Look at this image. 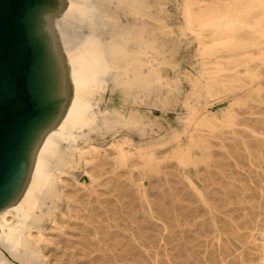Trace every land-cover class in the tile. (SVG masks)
Returning a JSON list of instances; mask_svg holds the SVG:
<instances>
[{
    "label": "rangeland",
    "instance_id": "obj_1",
    "mask_svg": "<svg viewBox=\"0 0 264 264\" xmlns=\"http://www.w3.org/2000/svg\"><path fill=\"white\" fill-rule=\"evenodd\" d=\"M150 1L152 14L163 16V34L137 36L143 25L154 28L156 23L126 4L118 15L126 30L122 37L130 42L129 52L135 58L151 56L146 50L153 51L149 47L153 39L159 52L153 51L157 58L153 66L172 84L152 91V97L141 91L138 98L142 108L149 99L155 102L151 116L139 125V132L154 131L155 137L136 134L135 138L137 150L156 157L159 173H147L140 159L128 167L113 161L98 171L97 192L81 199L88 207L78 224L59 213L58 225L65 232L57 224L47 223L45 231L56 242L46 251L49 264H150L155 258L163 264H179L188 254L192 258L189 264H239L237 253L253 256L256 252L239 246L228 219H235L244 237L255 226L248 217L253 212L251 204L260 201L264 188V93L249 94L246 89L214 97V110L230 112L237 124L216 136L207 134L211 161L182 166L171 157L176 146L171 140L176 134L189 139L180 117L186 113V102L196 99L194 79L202 67L199 40L185 28L184 0ZM67 3L0 0V207L22 196L23 188L17 187L15 178L23 176L28 181L32 173L34 158L24 150L29 134L36 127L50 126L53 120V126L57 125L74 94L71 79L62 85L55 79H42L41 40L36 33L40 5L56 6L61 12ZM60 49L61 66L67 67ZM56 62L51 58L46 70ZM143 70L149 71L147 66ZM260 84L264 87V79L255 87ZM238 101L247 106H239ZM86 180L89 183L88 177ZM11 186L15 195L10 194ZM198 191L208 196L210 209L203 205ZM239 198L244 199L243 204L237 202ZM218 237L234 250L224 262V246L218 244Z\"/></svg>",
    "mask_w": 264,
    "mask_h": 264
},
{
    "label": "bare ground",
    "instance_id": "obj_2",
    "mask_svg": "<svg viewBox=\"0 0 264 264\" xmlns=\"http://www.w3.org/2000/svg\"><path fill=\"white\" fill-rule=\"evenodd\" d=\"M67 1L61 12L56 6L40 5L36 33L41 40L42 79H55L61 85L71 79L74 94L57 125L53 126V120L48 127H36L24 143L34 165L28 181L23 176L15 178L17 187L23 188L22 196L0 207V264H49L46 251L56 242L45 231L47 223L51 221L65 232L58 225L59 213L78 224L88 207L81 199L97 192L98 171L110 162L128 167L140 159L147 173H159L156 157L137 150L135 138L136 134L155 137L154 131L139 132L142 119L151 116L155 102L149 99L142 108L138 98L141 91L152 97V91L172 84L153 66L157 59L153 51L159 53L153 39L149 43L153 51L146 50L151 56L135 58L129 52L130 42L122 37L126 30L118 14L126 4L143 18H153L156 26L143 25L137 36L165 33L163 16L152 14L150 0ZM182 7L185 28L199 40L202 67L194 79L196 99L186 102V113L180 117L189 139L176 134L171 140L176 144L171 157L182 166H198L213 159L207 134L216 136L237 124L230 112L214 110L213 98L246 89L249 94L264 93L263 84L255 87L264 79V0H184ZM60 47L67 67L61 66ZM51 58L57 62L46 70ZM155 95L160 99L158 93ZM237 103L247 106L244 101ZM243 144L248 150L245 140ZM189 182L194 185L191 179ZM10 194L15 195L14 186ZM198 194L210 209L208 196ZM260 197L251 204L248 221H254L255 226L250 236H242L235 219H228L239 246L256 249L253 256L237 253L239 264H264V188ZM237 202L243 204L244 199ZM218 244L224 246V262L234 250L221 237ZM190 259L188 254L179 264H189ZM150 264L163 262L155 258Z\"/></svg>",
    "mask_w": 264,
    "mask_h": 264
}]
</instances>
